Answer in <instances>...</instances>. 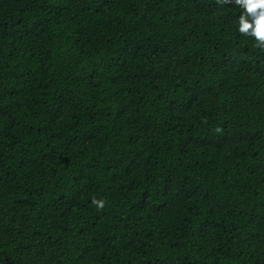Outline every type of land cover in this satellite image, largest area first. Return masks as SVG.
<instances>
[{
    "label": "trees",
    "instance_id": "obj_1",
    "mask_svg": "<svg viewBox=\"0 0 264 264\" xmlns=\"http://www.w3.org/2000/svg\"><path fill=\"white\" fill-rule=\"evenodd\" d=\"M240 11L0 0V264H264V49Z\"/></svg>",
    "mask_w": 264,
    "mask_h": 264
},
{
    "label": "clouds",
    "instance_id": "obj_2",
    "mask_svg": "<svg viewBox=\"0 0 264 264\" xmlns=\"http://www.w3.org/2000/svg\"><path fill=\"white\" fill-rule=\"evenodd\" d=\"M219 2L234 3L239 7L241 11L237 18L238 32L253 37L257 47L264 49V0H219ZM92 204L102 208L104 201L93 198Z\"/></svg>",
    "mask_w": 264,
    "mask_h": 264
}]
</instances>
